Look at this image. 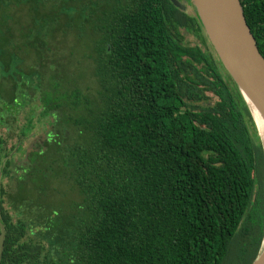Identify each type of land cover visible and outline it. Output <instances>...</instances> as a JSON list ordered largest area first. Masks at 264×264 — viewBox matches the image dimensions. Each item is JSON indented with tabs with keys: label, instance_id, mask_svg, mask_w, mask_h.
<instances>
[{
	"label": "trees",
	"instance_id": "16d2710c",
	"mask_svg": "<svg viewBox=\"0 0 264 264\" xmlns=\"http://www.w3.org/2000/svg\"><path fill=\"white\" fill-rule=\"evenodd\" d=\"M12 1L29 6L21 22L0 8V80L15 79L11 95L0 91V127L18 138L10 150L0 134V264H224L238 238L251 264L263 151L195 15L170 0ZM240 3L264 58V0ZM36 128L54 138L16 159Z\"/></svg>",
	"mask_w": 264,
	"mask_h": 264
},
{
	"label": "water",
	"instance_id": "95a60500",
	"mask_svg": "<svg viewBox=\"0 0 264 264\" xmlns=\"http://www.w3.org/2000/svg\"><path fill=\"white\" fill-rule=\"evenodd\" d=\"M172 5L184 11L178 0ZM195 17L206 34L219 62L236 85L255 125L264 156L258 121H264V58L260 54L240 0H190ZM5 230L0 218V258ZM251 264H264V236Z\"/></svg>",
	"mask_w": 264,
	"mask_h": 264
},
{
	"label": "rangeland",
	"instance_id": "374dc122",
	"mask_svg": "<svg viewBox=\"0 0 264 264\" xmlns=\"http://www.w3.org/2000/svg\"><path fill=\"white\" fill-rule=\"evenodd\" d=\"M186 6H187L186 7L187 13L190 14V15H195V11H194L193 6L192 5H189V4H187ZM25 9L26 8H11L9 10H11L10 12L13 14L14 17H18L19 16L16 21L17 22H21V16L24 14ZM72 38H73V35L71 36L70 41L72 43H74V40L75 39L73 38L74 39L73 40ZM186 39H187L188 43H190V44H193L194 43L193 40H192V37L190 35H186ZM75 45L76 44H74V55H73V59L79 58V56L81 54V51L83 49L82 47H80V45L79 46L77 45L76 47H75ZM75 48L76 49L78 48V51L77 52L75 51ZM0 60H2V59H0ZM12 60H14V59H12ZM25 63L27 64V66L24 67V68H27L28 66H34V62L32 61V58H27L25 60ZM85 64L86 65L84 67L87 70V75H86L87 76V79L86 78L84 79V82L82 84V88H83V90H84L85 93H87L89 95H92V94H95L96 83H95V80L92 78V76H90L91 75V68H90L91 61L85 60ZM2 75L4 77L1 78V80H0V91L3 90V95L2 96L6 97L9 94L11 95L14 92V86H13L11 92L7 91V88H8V86H12V82L15 81V79L13 80L11 74H10V77L9 76L8 77L5 76L4 72H3ZM23 86H25V88H28L29 84H26L25 83V84H23ZM19 91H20V89H19ZM23 93H24V96H21V99H24V98L26 99L27 98V95H26L25 90L23 91ZM207 96L209 98L207 102L210 103V104L214 103L217 100V97L213 93H210L209 92V93H207ZM2 101L3 100H0V107L4 105V102H2ZM25 108L26 109L29 108L27 104L25 105ZM20 113H22V112H20ZM22 119L23 118L21 116H18V118H17V121L18 122L17 123L21 122ZM40 130L41 129H39V128H36L34 130V133L35 134L32 135V136H34L33 139L32 138H28L26 140H23L24 141L23 149H22L21 152L17 153L14 156L16 159H19V160L25 159L26 160L27 158H24L23 156H24V151H26V150L29 149L28 146L31 145V144H33V142L35 141V139H40V138L42 139L49 132L48 131L46 133V131L48 130V128H45L44 130L42 129L43 131H41L39 133ZM51 131H55V130H51ZM0 134H2V135H7V134L10 135V137H8L7 140L5 141L6 142L7 149L12 150V146L18 143V138L16 136H14L15 133L13 131V128H12V130L11 129L9 130L6 127H0ZM66 136L69 137L70 136V133L69 132H66ZM11 137H13V138H11ZM2 183H3V185L6 186V184H9L10 183V181H8V179H4ZM6 188L8 189L7 186H6ZM61 195L64 196V199L67 200L66 203L69 204L70 203V200L73 197V191H72V187H71L70 184L63 183V184H61L60 186L57 187V198H60ZM8 210L10 212V209L9 208H8ZM13 219H15L14 216H13ZM241 240L242 239H240V238L235 239V240L232 239V241H231V243L229 245V248H228V255H227L226 259H225L224 264H242V262L239 260V253H240L239 252L240 251V248L239 247L240 246L238 245V243Z\"/></svg>",
	"mask_w": 264,
	"mask_h": 264
},
{
	"label": "flooded vegetation",
	"instance_id": "af4514ba",
	"mask_svg": "<svg viewBox=\"0 0 264 264\" xmlns=\"http://www.w3.org/2000/svg\"><path fill=\"white\" fill-rule=\"evenodd\" d=\"M181 4H183V5H187L188 3H187V0H178ZM191 3V2H190ZM37 5H41V4H37ZM29 6V4L28 3H21V2H13L12 0H0V8H27ZM187 7V6H186ZM186 10V9H185ZM184 10V11H185ZM189 35V34H188ZM191 36V35H190ZM192 37V40H196V42L198 41L197 39H196V37H194V36H191ZM50 135H53V136H50ZM54 135H55V131H53V132H48L47 134H46V136L45 137H43L42 139L40 138V139H37V141L41 144V145H43L44 144V142H47L49 139H50V137H53L54 138ZM31 138H34V136H30ZM30 147V146H29Z\"/></svg>",
	"mask_w": 264,
	"mask_h": 264
},
{
	"label": "bare ground",
	"instance_id": "6f19581e",
	"mask_svg": "<svg viewBox=\"0 0 264 264\" xmlns=\"http://www.w3.org/2000/svg\"><path fill=\"white\" fill-rule=\"evenodd\" d=\"M258 128H259V131L261 133L262 140H263V143H264V121H262V120L258 121Z\"/></svg>",
	"mask_w": 264,
	"mask_h": 264
}]
</instances>
